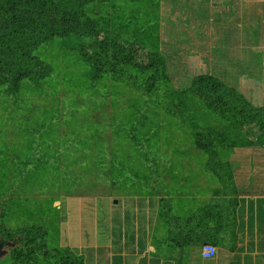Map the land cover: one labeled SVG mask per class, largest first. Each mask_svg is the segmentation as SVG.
<instances>
[{
	"label": "rangeland",
	"instance_id": "obj_1",
	"mask_svg": "<svg viewBox=\"0 0 264 264\" xmlns=\"http://www.w3.org/2000/svg\"><path fill=\"white\" fill-rule=\"evenodd\" d=\"M218 4L103 0L88 11L109 29L158 51L165 58L167 84L183 90L196 76L211 75L210 11ZM62 40L56 38L34 52L56 72L43 89L34 91L25 83L18 99L0 93V264H19L12 249L23 248L25 242H47L51 249L59 247V239L67 243L70 216L115 214L114 200L130 209V199L161 200L179 184H199L204 191L217 181L206 168V154L194 144L191 121L178 115L177 95L162 87L151 96L131 81L110 76L93 92L84 84L88 69L78 49H94L96 43L77 36ZM189 109L199 115L194 121L197 132L207 134L218 127L217 117L199 104L192 102ZM242 133L239 143L253 145L262 139L253 124ZM40 136L36 151L45 162L32 175H22L15 162L28 160L24 142L32 146ZM228 137H234L231 127ZM230 143L216 145L224 162L235 148ZM46 251L51 263L61 261V252H66Z\"/></svg>",
	"mask_w": 264,
	"mask_h": 264
},
{
	"label": "crops",
	"instance_id": "obj_2",
	"mask_svg": "<svg viewBox=\"0 0 264 264\" xmlns=\"http://www.w3.org/2000/svg\"><path fill=\"white\" fill-rule=\"evenodd\" d=\"M217 3L216 7L211 5L209 22L214 63L211 75L235 89L252 106L264 109V0H217ZM260 132L262 139L257 143L229 152L226 162L230 182L220 184L216 178L204 191L199 184H179L161 200L156 196L130 199V209L114 200L115 214L70 216L67 243L63 245L59 239V247L51 249L47 242L39 241L36 245L25 242L23 248L12 250H33V258L15 261L264 264V128ZM41 142V136L40 142L32 146L24 142L28 160L15 162L22 175H32L40 169L41 161L45 162L42 152L36 151ZM2 150L12 153V149L4 146ZM58 152L51 155L57 156ZM13 157L18 159L15 154ZM205 244L216 248L214 257L203 258ZM60 248L66 250L65 254L61 252L63 259L52 258L54 262H49L46 250Z\"/></svg>",
	"mask_w": 264,
	"mask_h": 264
},
{
	"label": "trees",
	"instance_id": "obj_3",
	"mask_svg": "<svg viewBox=\"0 0 264 264\" xmlns=\"http://www.w3.org/2000/svg\"><path fill=\"white\" fill-rule=\"evenodd\" d=\"M101 1L0 0L1 95L18 99L25 83L31 84L36 91L55 77L52 65L34 53L39 46L56 38H88L96 43V47L81 46L78 49L80 60L88 69L84 84L93 92L101 90V81L110 76L114 81H131L151 96L162 87L170 95H177L178 115L191 121L194 144L207 156L206 168L220 184L230 182L227 162L220 158L216 145L222 147L230 141L232 148L249 146L250 142L239 143L244 136L243 127L253 124L262 130L264 109L252 106L235 89L211 75L196 76L183 90L172 89L166 81L165 58L158 51L135 39L125 38L120 30L109 29L100 20L90 17V6L95 7ZM192 102L216 116L218 127L208 130L207 134L197 132L198 121H194L199 115L189 109ZM229 127L234 133L233 138L228 137ZM32 252L16 250L12 254L17 260L33 258ZM73 264L82 262L74 260Z\"/></svg>",
	"mask_w": 264,
	"mask_h": 264
},
{
	"label": "built area",
	"instance_id": "obj_4",
	"mask_svg": "<svg viewBox=\"0 0 264 264\" xmlns=\"http://www.w3.org/2000/svg\"><path fill=\"white\" fill-rule=\"evenodd\" d=\"M215 254H216V248L214 246L209 245V244H205L202 247V256H203V258L210 259V258L214 257Z\"/></svg>",
	"mask_w": 264,
	"mask_h": 264
}]
</instances>
